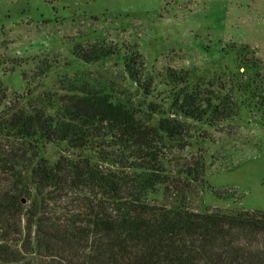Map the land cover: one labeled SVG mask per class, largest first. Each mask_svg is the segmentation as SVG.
<instances>
[{"label":"trees","instance_id":"16d2710c","mask_svg":"<svg viewBox=\"0 0 264 264\" xmlns=\"http://www.w3.org/2000/svg\"><path fill=\"white\" fill-rule=\"evenodd\" d=\"M76 51L87 63L118 54L104 40ZM143 59L138 50L122 56L123 74L137 94L149 95L153 80L143 75ZM165 77L175 90L167 110L146 101L137 108L125 93L115 101L106 86L73 80L56 114L0 117V264H264V212L193 210L183 199L150 206L160 186L206 183L200 161L173 173L160 152L185 149L195 124L232 120L241 84L221 82V95L213 84L189 90L188 70L168 67ZM6 98L0 80V103ZM51 143L66 147L55 161L45 155ZM82 184L108 196L116 216L102 214L101 199L87 230L73 225L75 218L63 224L48 215L51 195ZM124 188L131 197L120 194ZM89 234L95 240L82 247Z\"/></svg>","mask_w":264,"mask_h":264},{"label":"rangeland","instance_id":"374dc122","mask_svg":"<svg viewBox=\"0 0 264 264\" xmlns=\"http://www.w3.org/2000/svg\"><path fill=\"white\" fill-rule=\"evenodd\" d=\"M101 40L118 54L92 63L79 58L76 46ZM132 50L142 54L143 75L153 80L149 95L137 94L123 74L122 56ZM168 67L189 71V90L213 84L223 95L220 83L235 79L238 108L216 127L195 124L185 149L161 150L173 173L200 161L206 183L179 181L171 191L160 186L150 206L183 199L193 210L264 212V75H256L257 69L264 74V0H0L2 118L22 110L56 114L70 100L73 80L106 86L115 101L125 93L137 108L146 101L167 110L175 93ZM65 150L51 143L45 155L55 161ZM120 194L131 197L125 188ZM107 198L89 184L67 186L49 198L48 215L63 224L75 218L73 225L87 230L98 199L103 215L116 216Z\"/></svg>","mask_w":264,"mask_h":264},{"label":"water","instance_id":"95a60500","mask_svg":"<svg viewBox=\"0 0 264 264\" xmlns=\"http://www.w3.org/2000/svg\"><path fill=\"white\" fill-rule=\"evenodd\" d=\"M23 202L25 203V202H26V200H25V199H23Z\"/></svg>","mask_w":264,"mask_h":264}]
</instances>
